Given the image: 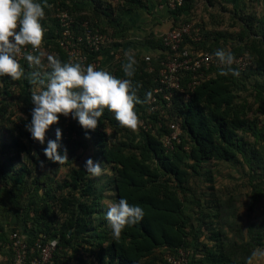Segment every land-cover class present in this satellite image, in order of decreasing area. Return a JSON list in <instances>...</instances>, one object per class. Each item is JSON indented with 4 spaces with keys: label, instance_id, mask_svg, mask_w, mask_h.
<instances>
[{
    "label": "trees",
    "instance_id": "trees-1",
    "mask_svg": "<svg viewBox=\"0 0 264 264\" xmlns=\"http://www.w3.org/2000/svg\"><path fill=\"white\" fill-rule=\"evenodd\" d=\"M26 1L5 0L10 19L31 18L23 29L30 46L25 57L17 62L8 39L0 38V264H31L39 238L56 241L50 264H170L168 256L180 250L190 254L188 264H253L264 249V213L253 216L264 199V11L246 8L264 0L232 8L218 0L219 12L210 8L215 0H184L171 10V29L195 21L201 9L205 14L196 21L201 38L187 36L185 47L224 58L245 55L250 63L244 70L212 67L193 89L187 73L184 90L156 109L150 101L169 56L163 35L144 38L155 52L132 51L124 19L152 0L115 6L90 0L91 8L84 0L22 7ZM58 8L117 38L99 53L113 54L107 68L88 85L71 82L69 122L40 94L48 82L64 81L70 67ZM15 108L22 113L18 123L10 118ZM171 124L180 131L172 147L165 143ZM240 157L253 187L244 201L248 212H237L242 193L216 195L211 211L197 185L207 181L215 190L212 168ZM15 232L26 234L30 246L21 263Z\"/></svg>",
    "mask_w": 264,
    "mask_h": 264
},
{
    "label": "built area",
    "instance_id": "built-area-1",
    "mask_svg": "<svg viewBox=\"0 0 264 264\" xmlns=\"http://www.w3.org/2000/svg\"><path fill=\"white\" fill-rule=\"evenodd\" d=\"M171 10H175L183 4L184 0H165ZM55 16L60 22L61 39L60 45L67 53L70 67L67 69V78L62 82L50 81L45 88L40 89L43 100L56 106L69 122L73 118L74 98L70 88L73 81L80 80L88 85L93 74L103 68V54L101 51L108 45L113 44L117 38L113 30L104 31L101 26L94 25L90 20L77 23V20L68 9L58 8ZM30 17L9 18L5 0H0V38L5 36L9 46L15 54V60L19 62L29 51L30 46L26 44L23 33L25 26L29 25ZM196 21L183 22L178 27L170 28L164 35V45L169 54L163 61V68L158 78L155 96L150 101L152 109L158 107V101L166 100L169 104L177 91H183V80L187 73L191 78L187 85L193 89L206 77L212 67L222 68L226 65H234L244 70L249 62L245 55L233 58L220 57L217 54L201 49L191 50L184 46L185 38L196 41L201 38L200 27ZM80 27L76 30V26ZM150 60V56L146 57ZM91 100H88L90 103ZM82 109V104L78 106ZM92 112L90 108L89 113ZM142 126L148 129L150 126L142 122ZM172 132L165 139L166 145L172 147L173 141L179 138L180 131L176 124H171ZM16 260L21 263L27 258L30 246L26 238L19 232L12 235ZM37 251L38 256L31 260V264H50L56 250V241L45 242L42 238L35 241L31 247ZM190 254L180 250L177 256H168L170 264H188Z\"/></svg>",
    "mask_w": 264,
    "mask_h": 264
},
{
    "label": "rangeland",
    "instance_id": "rangeland-1",
    "mask_svg": "<svg viewBox=\"0 0 264 264\" xmlns=\"http://www.w3.org/2000/svg\"><path fill=\"white\" fill-rule=\"evenodd\" d=\"M24 1V0H23ZM90 1V0H88ZM108 1V0H107ZM110 1V0H109ZM16 3H14V6H19V1H15ZM37 2V0H27L26 4L22 2V4H20L22 7H26L25 5H31V4H35ZM111 2L114 4V6L117 4L118 0H111ZM164 2L166 3V1L164 0ZM92 3V1L90 2V4ZM167 7L169 8L168 4L166 3ZM28 7V6H27ZM26 7V8H27ZM264 6L262 4H260V2H255L254 4H250L248 6V8H246V11L251 12V11H255L257 10V12L262 13L264 11ZM170 9V8H169ZM27 10V9H26ZM171 10V9H170ZM138 11L141 13V17H139L138 19H136L134 22L135 24H131V28L133 29L135 35H137V37H139V35L141 36V31L143 29V27L145 28V19L147 18H151L152 17V12H155L152 8L150 9L149 7H144L141 9H138ZM107 22V20H105ZM108 23V22H107ZM105 25V24H104ZM125 26V25H124ZM126 33H127V37L125 39V42H131L130 37H129V33L130 30L127 27L126 29ZM164 35V34H163ZM141 38V37H140ZM145 38V37H144ZM144 41V39H143ZM52 57V53H50L48 55V58ZM22 115L21 111H17V109H14V114H12L10 116L11 120L15 121V122H19V117ZM17 123H13V126H18ZM245 159H243L242 157H240L239 160H234L232 162H222L219 163L218 165H216L214 168H212V172L215 175V190H211L209 189V184L207 181L202 183L201 185H197L199 186V190L202 189L201 192H205L204 194H206L205 198L203 199L206 203L207 206L211 208V211L215 210V206L213 205L215 196H227L231 193H242V201L239 202L241 209L238 208V213H242V214H246L247 211V206L244 203V201L247 199L246 195L251 194L253 191V187L250 184V181L248 180L247 174H248V165L245 164ZM67 172V168H63L62 171L57 175L59 178H63ZM262 188H264L263 186H261ZM200 192V191H199ZM202 200V199H201ZM209 204L211 205H208ZM205 203V204H206ZM259 209L257 211H255V213L253 214L254 217L258 216L259 218L262 217V214L264 213V199H261L260 203H259ZM231 222L234 220V215H231ZM244 228H247L246 223L244 224ZM208 229V228H206ZM206 231V230H205ZM208 231V230H207ZM25 236H27L26 234H24ZM24 236V237H25ZM2 253H0V262L3 260V256L1 255ZM253 264H264V249H262L260 251V253L256 256V258L252 261Z\"/></svg>",
    "mask_w": 264,
    "mask_h": 264
},
{
    "label": "crops",
    "instance_id": "crops-1",
    "mask_svg": "<svg viewBox=\"0 0 264 264\" xmlns=\"http://www.w3.org/2000/svg\"><path fill=\"white\" fill-rule=\"evenodd\" d=\"M220 1V0H219ZM218 0L214 1V6H210V8L216 12H219L221 10V3ZM87 4H89L90 1L84 0ZM245 0H225L224 4L228 5V7L232 8L234 6H241L242 3H244ZM247 2V1H246ZM248 4V2H247ZM250 5V3H249ZM92 5L90 4V8ZM150 9L152 8L155 12H152V17L151 18H146L145 19V28L143 27L141 31V36L137 37L135 35L133 29L131 28V24H135V20L141 17V13L138 10L127 12L124 16V19L126 20V26L129 28L130 33L129 37L131 40V44H129V48L133 50H138L143 52L144 54H150L152 52H155L151 47L144 46L143 45V39L144 37L149 34L150 32H153L159 36H162L165 34L173 25V19L171 16V10L167 7L166 3L164 0H152L149 5L147 6ZM89 8V9H90ZM26 10V9H25ZM202 10V9H201ZM199 10L197 15H196V20L199 21L203 17H205V14L203 11ZM226 13V11L224 12ZM227 14V13H226ZM206 21H209V18H205ZM201 21V20H200ZM208 28L210 29L211 26L208 25ZM141 37V38H140ZM37 39V38H36ZM113 54L107 53L103 55V63L102 66L104 68H107L110 65L111 62V57Z\"/></svg>",
    "mask_w": 264,
    "mask_h": 264
}]
</instances>
